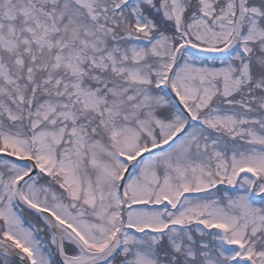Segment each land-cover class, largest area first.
I'll return each instance as SVG.
<instances>
[{"label":"snow or ice","instance_id":"obj_1","mask_svg":"<svg viewBox=\"0 0 264 264\" xmlns=\"http://www.w3.org/2000/svg\"><path fill=\"white\" fill-rule=\"evenodd\" d=\"M0 264H264V0H0Z\"/></svg>","mask_w":264,"mask_h":264}]
</instances>
